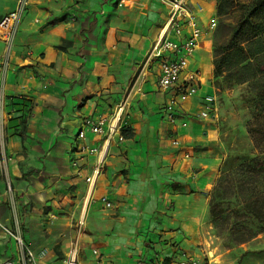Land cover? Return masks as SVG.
Instances as JSON below:
<instances>
[{"label": "crops", "instance_id": "crops-1", "mask_svg": "<svg viewBox=\"0 0 264 264\" xmlns=\"http://www.w3.org/2000/svg\"><path fill=\"white\" fill-rule=\"evenodd\" d=\"M17 2L0 0V39L9 34ZM192 5L208 34L189 62L199 76L198 92L177 99L176 90L160 89L158 62L147 59L169 22L168 2L31 0L7 76L0 264H19L8 234L15 227L34 252H45L37 264H64L73 247L80 264H175L181 253L212 263L217 249L211 247L209 194L226 149L217 102L207 118L201 113L205 98L216 97L210 40L216 10L213 0ZM165 37L173 38L171 30ZM174 98L170 121L164 108ZM124 99L123 130L132 137L111 139L105 168L89 186L98 154L79 146L100 150L103 139L79 140L78 132L86 119L112 115ZM103 198L112 209L104 208Z\"/></svg>", "mask_w": 264, "mask_h": 264}, {"label": "rangeland", "instance_id": "rangeland-1", "mask_svg": "<svg viewBox=\"0 0 264 264\" xmlns=\"http://www.w3.org/2000/svg\"><path fill=\"white\" fill-rule=\"evenodd\" d=\"M213 2L216 10V18L210 30L212 32L210 40L212 41L213 56L216 45L222 44L227 35L236 32L235 26L241 29V33L237 37L240 43L244 44L248 37L257 36L248 50L251 48L256 53L264 54V0H238V5L226 18L229 23H232L230 27V29L234 28L232 31H229L228 28L217 31L218 6L216 0ZM235 70V68L231 70L223 68L225 73L217 79L215 77L212 79V86L216 91L215 102L219 105L220 133L226 149V177L233 181L243 182L242 188L244 189L239 190L241 197L249 196L256 182V193L260 196L257 206H259L260 213L264 214V180L255 179L254 176L241 170L238 173L236 169V166L243 160L258 156V151L248 133L247 124L252 121L256 114V105L259 102L257 95L261 91L260 87L264 85V75L250 83L240 84L241 79H250L256 72L249 68L240 71V74H236ZM231 167L233 169L229 170L228 168ZM213 189L209 194V201ZM208 220L211 236H213L211 247H215L217 250L216 254L210 256L212 263L206 259L204 264H264V232L260 233L263 230L262 224L256 221L253 223L246 220L237 221L233 208L227 211L224 218L215 224H213L209 213ZM251 234L255 237L248 242H237L242 236ZM217 257L219 258L214 260Z\"/></svg>", "mask_w": 264, "mask_h": 264}, {"label": "built area", "instance_id": "built-area-1", "mask_svg": "<svg viewBox=\"0 0 264 264\" xmlns=\"http://www.w3.org/2000/svg\"><path fill=\"white\" fill-rule=\"evenodd\" d=\"M170 5V13L167 24L162 30V37L155 42L148 60L158 62L160 76L159 87L162 91L167 92L176 90L177 99L192 98L198 92L197 83H199L198 73L189 71V62L193 55L200 47L203 39L207 36V32L200 26L195 13L192 0H165ZM31 0H18L17 8L14 13L13 22L10 26L9 34L5 39H0V154L6 157V138H7V113H6V85L7 76L11 69V59L13 44L18 32L19 22L23 14L30 5ZM121 6V5H120ZM171 30L173 38L165 37L166 33ZM184 76V81L181 80ZM215 96H207L205 98V110L201 116L207 118L214 108ZM175 98L171 100L164 108L165 117L174 121L176 118ZM127 107V99L118 104L116 110L110 116H99L86 119L77 135V139L84 140L87 135L94 138L103 139V146L100 150L80 145V151L87 153L89 156L98 154V159L86 183L93 186L97 178L101 175L104 167L107 149L113 137H118L119 141H123L125 136L122 135L124 112ZM174 146L178 145L177 141L173 142ZM78 177L83 176V168L79 166L78 161L73 162ZM101 203L105 209H112V203L103 198ZM83 223L79 224V229ZM9 236L15 243L18 250L19 264H37L38 260L45 256V252L36 254L27 244L18 227L8 231ZM79 249L73 247L64 260V264H80ZM93 255L99 257L98 251H93ZM175 264H199L197 260L187 259L184 253ZM7 264H14L8 262Z\"/></svg>", "mask_w": 264, "mask_h": 264}, {"label": "trees", "instance_id": "trees-1", "mask_svg": "<svg viewBox=\"0 0 264 264\" xmlns=\"http://www.w3.org/2000/svg\"><path fill=\"white\" fill-rule=\"evenodd\" d=\"M217 3V18L218 27L217 31L224 29H230L232 23H229L226 18L230 15V12L238 5V0H216ZM236 32L230 34L225 38L226 40L222 44H217L214 49V77L217 79L225 73L223 68L228 70L236 69V74H240V71L244 69L252 68L256 73L250 79H241L240 84L250 83L254 79L264 75V54L256 53L251 48L248 50L250 44L254 43L257 36H251L246 39L244 44L237 40L238 35L241 33V29L235 26ZM252 45V44H251ZM263 57V58H262ZM260 93L257 95L259 102L256 105V114L251 122L247 124L248 133L252 138V141L258 151V156L255 158L245 159L239 165L236 166L238 173L241 171L252 175L255 179L264 180V85L260 87ZM28 116L22 117L21 124L25 127ZM24 132H21L23 135ZM122 135L126 139L132 137V133L129 130H123ZM232 170L233 167L228 168ZM219 177L216 180L215 188L209 201V216L215 224L220 219L224 218L227 211L233 208L236 215V220H246L247 222H258L263 225L264 232V214H261L258 210L257 202L259 201L258 194L256 193V182L254 188L251 190L249 196H239V190L242 191L243 182L239 180L233 181L231 178L226 177L227 163L225 162L222 167ZM232 212V211H231ZM236 221V222H237ZM255 236L253 234L248 236H242L238 243H246Z\"/></svg>", "mask_w": 264, "mask_h": 264}, {"label": "bare ground", "instance_id": "bare-ground-1", "mask_svg": "<svg viewBox=\"0 0 264 264\" xmlns=\"http://www.w3.org/2000/svg\"><path fill=\"white\" fill-rule=\"evenodd\" d=\"M87 198V197H86ZM88 200V199H87ZM86 202V201H85ZM88 204V203H87Z\"/></svg>", "mask_w": 264, "mask_h": 264}]
</instances>
